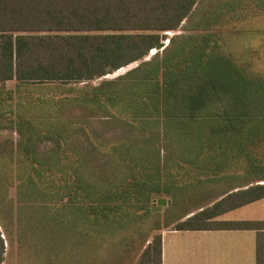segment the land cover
<instances>
[{
    "label": "trees",
    "instance_id": "obj_1",
    "mask_svg": "<svg viewBox=\"0 0 264 264\" xmlns=\"http://www.w3.org/2000/svg\"><path fill=\"white\" fill-rule=\"evenodd\" d=\"M196 2L0 0V82L16 81L14 90L0 88V107L6 104L16 112L18 163L24 172L18 187L23 194L59 200L57 209L110 228L197 181L238 175L244 164L248 173L258 165L251 150L264 140V79L246 74L225 52L215 17L201 18L197 33L168 38L163 45L165 32L177 30ZM161 47V55L124 77L96 86L69 85L103 77ZM29 85L35 88L29 90ZM70 91L77 93H65ZM71 102L99 109L107 119L162 127L165 144L169 134H176L192 151L196 145L197 154L191 160L177 158L168 168L124 149L115 153L120 179L106 188L89 184L78 157L65 154L70 121L56 114ZM25 112L46 129L34 135ZM41 136L54 140L58 155L52 161L36 156ZM251 182L179 219L173 230H254L255 264H264V220L213 219L263 198L264 183ZM1 255L2 246L0 262ZM136 264H161L159 233Z\"/></svg>",
    "mask_w": 264,
    "mask_h": 264
},
{
    "label": "rangeland",
    "instance_id": "obj_2",
    "mask_svg": "<svg viewBox=\"0 0 264 264\" xmlns=\"http://www.w3.org/2000/svg\"><path fill=\"white\" fill-rule=\"evenodd\" d=\"M209 16L215 17V24L219 23L214 27L220 28L225 52L236 61L237 66L249 76L264 79V0H197L193 11L181 22L179 28L170 33L165 32L163 45L168 44V38L197 33L201 29L200 19ZM162 53V47L156 48L142 59L121 68L122 70L118 69L93 80L71 82L69 85L96 86L105 80L124 77L141 63ZM15 87V79L0 82L2 91L14 90ZM32 87L35 88L34 85H29L28 89L33 90ZM2 108L0 107L3 111L0 116V264H136L152 237L158 233L161 235L163 231L173 230L179 219H187L193 212L197 213L201 206L208 207L219 199L220 194L235 186L249 181L264 183V180H255L256 177H264L263 140L251 150L258 165L250 168V172L245 173L246 166L243 162L240 174L197 181L193 186L165 196L162 202L154 201L143 215L128 220L126 224L110 228L92 226L73 213L57 209L60 207L59 200L45 198L35 192L27 195L19 190L18 180L24 175L19 168L17 154L21 135L15 124L14 108L9 111L10 106L6 104ZM26 114L29 113L25 112L24 118L33 121L34 135L46 129L43 124ZM56 114L70 121L71 128L64 137V146L67 148L65 154L74 159L78 157L86 182L99 188H106L120 179L121 173L114 163L117 156L115 153H121L124 149H129L128 153L135 152L133 155L153 157L152 160H158L159 165L164 164L168 168L177 158L191 160L197 154L196 145L193 144L192 151L176 134H169L172 138L168 137L169 141L165 144L164 131L159 126L143 127L107 119L103 117L105 113L101 110L79 106L73 102L63 105ZM38 141L36 156L43 161H52L58 155L53 150L54 140L41 136ZM117 145L116 150H110V147ZM59 155H62L61 151ZM55 175L60 177L64 173ZM167 235H193V232L175 231Z\"/></svg>",
    "mask_w": 264,
    "mask_h": 264
},
{
    "label": "crops",
    "instance_id": "obj_3",
    "mask_svg": "<svg viewBox=\"0 0 264 264\" xmlns=\"http://www.w3.org/2000/svg\"><path fill=\"white\" fill-rule=\"evenodd\" d=\"M217 220H264V197L227 211L217 216ZM175 231L193 232V235H167ZM161 264H255V231H163Z\"/></svg>",
    "mask_w": 264,
    "mask_h": 264
},
{
    "label": "bare ground",
    "instance_id": "obj_4",
    "mask_svg": "<svg viewBox=\"0 0 264 264\" xmlns=\"http://www.w3.org/2000/svg\"><path fill=\"white\" fill-rule=\"evenodd\" d=\"M122 70V69H121ZM122 72V71H121Z\"/></svg>",
    "mask_w": 264,
    "mask_h": 264
}]
</instances>
